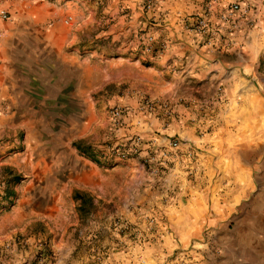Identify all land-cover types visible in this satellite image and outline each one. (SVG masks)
Wrapping results in <instances>:
<instances>
[{
	"label": "rangeland",
	"instance_id": "1",
	"mask_svg": "<svg viewBox=\"0 0 264 264\" xmlns=\"http://www.w3.org/2000/svg\"><path fill=\"white\" fill-rule=\"evenodd\" d=\"M208 1L0 0V264H264V98L188 70Z\"/></svg>",
	"mask_w": 264,
	"mask_h": 264
},
{
	"label": "crops",
	"instance_id": "2",
	"mask_svg": "<svg viewBox=\"0 0 264 264\" xmlns=\"http://www.w3.org/2000/svg\"><path fill=\"white\" fill-rule=\"evenodd\" d=\"M243 1L261 6V11L256 15V27L249 29L245 24L239 23L240 29L235 35L236 43L230 47L218 42L211 44L203 37L185 33L187 40L197 39L203 44L201 48L187 47L189 48L188 70L194 68L193 71H197L203 82H214L223 86L225 96L229 98H247L250 94L248 92L250 90L247 89L251 88H255L264 98V6H262L264 0ZM13 7L18 10L23 9L18 4H14ZM34 7L32 6L28 13H31L36 22H40L41 19L35 16ZM6 28L7 24L0 20V29L5 31ZM190 52L193 53L190 54ZM245 73L248 76H245ZM260 136H264V131ZM262 144H264V139ZM235 200L237 201V198ZM259 208L258 212L250 213L254 221L264 216V204ZM230 256L235 259L238 255L232 253ZM223 260L231 262V259Z\"/></svg>",
	"mask_w": 264,
	"mask_h": 264
},
{
	"label": "built area",
	"instance_id": "3",
	"mask_svg": "<svg viewBox=\"0 0 264 264\" xmlns=\"http://www.w3.org/2000/svg\"><path fill=\"white\" fill-rule=\"evenodd\" d=\"M259 11H261L259 4H252L243 0L233 3L209 0L200 14L182 16L180 22L185 33L203 37L211 44L218 42L230 47L236 43L235 35L240 29L238 24L243 23L249 29L256 27V15ZM2 17L6 19L8 16L4 12ZM153 107L154 104L152 103L151 108ZM114 114L115 119L122 120L123 111L117 109Z\"/></svg>",
	"mask_w": 264,
	"mask_h": 264
},
{
	"label": "water",
	"instance_id": "4",
	"mask_svg": "<svg viewBox=\"0 0 264 264\" xmlns=\"http://www.w3.org/2000/svg\"><path fill=\"white\" fill-rule=\"evenodd\" d=\"M48 7L49 6L47 4L46 5H43V8H45V9H48ZM47 18L49 20V23H52V24H54L56 26L63 23V21H62L61 18L56 17V15L55 14H52V13L48 14L47 15Z\"/></svg>",
	"mask_w": 264,
	"mask_h": 264
},
{
	"label": "trees",
	"instance_id": "5",
	"mask_svg": "<svg viewBox=\"0 0 264 264\" xmlns=\"http://www.w3.org/2000/svg\"><path fill=\"white\" fill-rule=\"evenodd\" d=\"M75 198H76L77 200H81L82 202H84V201H85V198H86V196H85V195H83V194H81V193H76V196H75Z\"/></svg>",
	"mask_w": 264,
	"mask_h": 264
},
{
	"label": "bare ground",
	"instance_id": "6",
	"mask_svg": "<svg viewBox=\"0 0 264 264\" xmlns=\"http://www.w3.org/2000/svg\"><path fill=\"white\" fill-rule=\"evenodd\" d=\"M3 13H4V12H3ZM3 13H2V14H3Z\"/></svg>",
	"mask_w": 264,
	"mask_h": 264
}]
</instances>
